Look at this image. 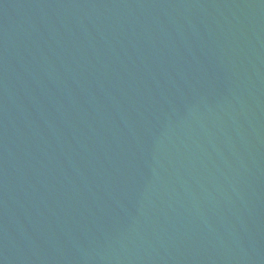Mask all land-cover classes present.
<instances>
[{
    "label": "water",
    "instance_id": "water-1",
    "mask_svg": "<svg viewBox=\"0 0 264 264\" xmlns=\"http://www.w3.org/2000/svg\"><path fill=\"white\" fill-rule=\"evenodd\" d=\"M0 264H264V0H0Z\"/></svg>",
    "mask_w": 264,
    "mask_h": 264
}]
</instances>
